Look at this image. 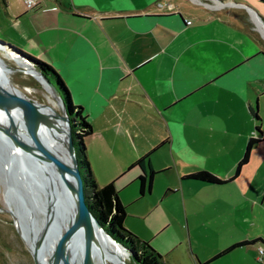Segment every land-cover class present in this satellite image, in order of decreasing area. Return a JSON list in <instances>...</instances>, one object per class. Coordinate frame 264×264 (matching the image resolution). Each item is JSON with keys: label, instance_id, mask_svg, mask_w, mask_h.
I'll return each instance as SVG.
<instances>
[{"label": "crops", "instance_id": "obj_1", "mask_svg": "<svg viewBox=\"0 0 264 264\" xmlns=\"http://www.w3.org/2000/svg\"><path fill=\"white\" fill-rule=\"evenodd\" d=\"M0 14L62 74L71 97L75 92L93 127L85 143L97 182L115 184L125 222H145L132 231L158 250L164 264H172L178 245L188 246L184 264H251L255 248V262L264 264L260 243L212 260L237 243L264 240V139L230 180L255 136L252 109L264 95L255 63L262 49L251 52L224 35L206 34L202 29L212 21L194 23L168 0L124 8L105 6V0H44L34 10L23 0H0ZM147 154L146 165L157 174L142 195L144 171L134 164ZM199 170L229 181L184 178ZM222 218L227 227L209 239ZM200 225L210 227L203 237ZM192 233L207 252H195Z\"/></svg>", "mask_w": 264, "mask_h": 264}, {"label": "rangeland", "instance_id": "obj_2", "mask_svg": "<svg viewBox=\"0 0 264 264\" xmlns=\"http://www.w3.org/2000/svg\"><path fill=\"white\" fill-rule=\"evenodd\" d=\"M168 1L176 4L177 7L194 23L203 22V21H212L213 24L210 27L202 29V31H205L206 34L208 35L213 34L216 36L224 35L231 40L233 45L237 44L238 42L242 46L246 44L248 46V50H250L251 52L253 50H260V49H262L264 52V3L263 2L259 0H168ZM136 2H143V0L140 1L105 0V6H111L113 8L114 7L124 8L127 6H131ZM254 12L257 15H259L262 18V20L259 17H257ZM0 40L4 41L5 43L11 44L13 47L17 48L18 50H21L25 54L41 62L49 64L44 59L40 58L39 54L34 52L29 45H26L23 39H21V37L17 35V33L12 28H10L9 26H7V24H5V20H3L1 14H0ZM0 48H2L0 49V57L4 59V61H2L0 64L3 67L7 79L10 82H12L15 85V87L18 88V90L23 96L29 97L32 100H36L40 103H46L48 104L49 107H51L54 111H56L59 115H61L60 108L55 107L50 101L51 94L47 92V90L44 88L42 83L37 78H35L31 74L23 72L22 69L25 71L26 66L25 64L23 63L21 64L18 62V60L20 59L21 61L26 63V65H32V61L30 59L22 58L19 55V53H17L7 45H1ZM5 51L11 52L8 54H11L16 57L11 58L6 56ZM255 64L257 65L256 76L258 80L261 81V85H262L261 88L263 89L264 92V57L259 58ZM14 68H18L19 70L15 71ZM72 94H73L72 100L74 105L80 106L83 109V106L79 104L80 101L76 96L75 92H72ZM254 105L255 107L258 106L259 115L262 120V130L264 133V95L262 96V100H259V103H257V101L255 100ZM83 114L87 118V114L84 110H83ZM250 132L255 133L254 127ZM259 147H261L260 148L261 155H264V141L261 145H259ZM245 149H246V145L243 149V155ZM167 156L168 155H166V157ZM179 156H183V155L179 154ZM15 158L19 163L18 158L11 153V150L9 149L5 141L3 139H0V264H34L31 249L29 248L24 237L22 238L21 234L18 232L15 219L11 214V211L13 214L14 212L15 213L18 212L9 205V201L6 196V189H8L10 202L13 205H15L16 208L20 211V214L22 215L21 217L28 229L31 230V228H33V224L34 226L36 225L35 226L36 231L37 229L40 228L38 225L43 227L45 220V215H44L45 212L43 211L41 212L38 210L42 198L38 187L31 180L32 178L31 173H27L23 165L20 166L19 164L15 163L14 162ZM230 158L231 155L229 154L225 156L224 158L225 160L223 161H226V159H230ZM107 159L109 161H112V158L110 156H107ZM217 168L220 169V167ZM260 178L263 183V191H264V163L260 171ZM98 184L100 186H103L99 183V181ZM15 200L18 201L16 202ZM33 201L35 203H33ZM13 202H15L16 204ZM30 208L31 211L27 213L28 212L27 210ZM259 209H261L264 220V204ZM63 219H64L63 217H58L59 224L62 223ZM225 220H226L225 218H222L218 222L217 232H215L214 229H209L210 227L208 228L205 225H200L199 226L200 230L198 231L199 236L201 237L205 236V234H208V231L210 230V234H208L209 239L213 237L214 238L217 237L219 235L218 234L219 229L227 227L223 224V221ZM138 224L144 225L145 222H143L142 220L139 222L135 218H129L124 223V226L128 231L132 232L137 237H139L138 234L132 231V230L137 231L136 225ZM129 228H131V230ZM140 234L143 235V233ZM192 234L194 235V238H192V240L194 241L192 248L195 250V252L197 251L198 253L201 254L203 250L207 252L208 250L207 245L201 243L200 240L199 243H197L195 240L196 238L195 236H197V234L196 233H192ZM142 240L146 241L144 239ZM187 247L188 246L186 245L176 246L174 252L171 253L170 255V262L172 264L175 263L182 264L183 257L187 258L188 256ZM153 248L156 251H158L155 247ZM252 252L254 254L252 255L254 262H252L251 264H257L255 262L256 260H254L255 259L254 256L257 253V248H255V250ZM107 262H111V261L107 260ZM127 262H129V260Z\"/></svg>", "mask_w": 264, "mask_h": 264}, {"label": "water", "instance_id": "obj_3", "mask_svg": "<svg viewBox=\"0 0 264 264\" xmlns=\"http://www.w3.org/2000/svg\"><path fill=\"white\" fill-rule=\"evenodd\" d=\"M1 45L9 46L22 58L28 59L11 44L0 40ZM31 66L47 83L60 104L63 121L67 126V157L63 156L55 145H50L49 137L54 135L51 127H49V116L44 109L45 105L29 97L13 93L2 86H0V121L19 120L23 123V127L20 125L8 129L0 127V139L5 141L11 153L18 158L19 163L16 158L14 162L20 166L23 165L25 171L31 173V180L35 184L37 183V187L42 183L48 190L52 188L55 196L60 195L62 197L64 187L67 192H65V202L69 205L68 208L71 213L67 219V225L59 224L60 210L57 209V204L55 206L50 191L49 196L52 198L50 209L45 214L46 219L37 241V249L31 251L34 264H43L39 259V250L41 251L45 247L47 239L51 238V231L55 234V230L57 232L56 242L51 249L47 264H71V252L73 250H76L77 258L74 264H97V257L104 242L101 239V233L113 244L123 248L128 253L129 262L125 264H133L130 258L131 252L104 229L86 203L83 178L73 143L71 119L65 101L55 84L33 62ZM11 214L16 222V217L12 211ZM16 226L23 238L17 222Z\"/></svg>", "mask_w": 264, "mask_h": 264}, {"label": "trees", "instance_id": "obj_4", "mask_svg": "<svg viewBox=\"0 0 264 264\" xmlns=\"http://www.w3.org/2000/svg\"><path fill=\"white\" fill-rule=\"evenodd\" d=\"M259 1L264 3V0ZM19 51L30 59L37 66V68L40 69L55 84L65 101L67 111L71 119L73 143L76 150L80 172L83 178L85 199L93 215L117 242L122 244L131 252L130 258L133 264H164L162 255L156 251L149 242L139 239L135 234L125 228L124 222L127 217V211L126 207L119 199V194L115 184L109 183L104 186H100L98 184L88 159L85 144V138L92 134L93 127L84 116L82 107L74 105L70 90L60 74L50 64L41 62L25 54L21 50ZM252 114L256 120L255 136L249 139L244 155L237 165L233 178L230 180H233L241 174L243 168L250 162L253 149L264 139L262 120L259 115L258 106L252 109ZM149 156L150 154H147L137 160L134 164L140 166L144 171L143 175L140 176L142 195L145 194L147 190L150 191L152 189L154 178L157 174V172L151 167L150 163L146 165V160H148ZM184 178L209 184H223L229 181L221 179L207 170L193 172L184 176ZM259 243L264 244V240L258 238L237 243L222 251L212 260L229 253L237 247L255 245Z\"/></svg>", "mask_w": 264, "mask_h": 264}, {"label": "bare ground", "instance_id": "obj_5", "mask_svg": "<svg viewBox=\"0 0 264 264\" xmlns=\"http://www.w3.org/2000/svg\"><path fill=\"white\" fill-rule=\"evenodd\" d=\"M0 49H2V48H0ZM6 52L7 51H5V55L6 56L11 57V58H15L16 57V56H13L11 54H8V53H11V52H7V53ZM2 61H4V59L2 57H0V63ZM18 62L21 63V64L22 63L25 64V66H26L25 71L23 69H22V71L26 72L28 74H31L35 78H37L42 83V85L47 90V92L50 93L52 95V97L54 98L53 99L51 97V95H50L51 103L55 107H59L60 110H61L59 102L55 99L51 89L49 88L47 83L41 78L39 73L31 65H26V63H24L20 59L18 60ZM14 69H15V71L19 70L18 68H14ZM0 86H2L3 88H5V89H7V90H9V91H11L13 93L22 95L20 93V91L18 90V88L15 87V85L7 79L1 64H0ZM43 104L45 105L44 109L48 113V116H49V118H48V122L50 124L49 127H51L50 129H51V131L53 132V135H54L53 137L52 136L49 137L50 138L49 139L50 145L51 146L55 145V147L60 151V153L63 156L67 157V148H68L67 147V143H66L67 126L65 125V122L63 121L62 110H61V113H60L61 115H59L56 111H54L51 107H49L48 104H46V103H43ZM15 125L16 126L20 125V127L21 126L23 127V123L19 122V120H14V121L11 120L10 121V120L7 119V120H1L0 121V127L4 128V129L14 128ZM38 187L40 189L39 191L41 193V198H42L41 201H40L38 210L41 211V212L43 211L46 214L48 212V209H50V205H51V202H52L51 200L53 198L55 206L57 204V209L60 210V215H61L60 217L64 218L61 224L62 225H67V219H68V217L71 216V213H70L69 208H68L69 205H67V203L65 202L66 201L65 200V192L66 191L64 190V187H63V190H62L63 197L60 196V195L55 196V193L53 192L52 188L48 190L46 188V186H43L42 183H40V186H38ZM50 191H51L52 198L49 196L50 195ZM58 193H59V191H58ZM6 196H7V199L9 201V205L18 212V213L14 212V214H15V217H16V222H17L18 226L21 228L22 235H23L24 239L26 240V242H27L29 248L31 249V251H34L35 249H37V241H38V239H39V237L41 235V229L43 227L38 225L40 228L37 229V231H36L35 230V226L36 225L34 226V224L32 222L33 228H31V226H30L31 230L28 229L26 227L22 217H21L22 215L20 214V211L16 208L15 205H13L10 202L8 189H6ZM29 198H30V196H29ZM67 202L69 203V200H67ZM13 203H15V202H13ZM33 203H35V202L33 201ZM27 211H28L27 213H29L31 211V208L28 209ZM22 214H24V213H22ZM45 219H46V217H45ZM44 223H45V220H44ZM43 226H44V224H43ZM61 229L63 230L64 228L62 227ZM31 231H33V232H31ZM56 233H57L56 230H55V234H54L53 231H51V235H50L51 238H48L47 241H46L45 247L42 248L41 251L39 250V259L41 260V262H43V264H47L48 263V258L50 256L51 249H52L53 245L56 242ZM58 233H59V231H58ZM100 236H101V239H103L104 242H103V248H102V250L100 251V253H99L98 257H97V264H125V263H127V261L129 260L128 253L123 248L118 247L117 245L113 244L110 240L105 238L103 233H101ZM75 252H76V250H73V252H71V264H74L76 262L77 258H76ZM74 256H75V258H74ZM107 260H109L111 262H107Z\"/></svg>", "mask_w": 264, "mask_h": 264}, {"label": "built area", "instance_id": "obj_6", "mask_svg": "<svg viewBox=\"0 0 264 264\" xmlns=\"http://www.w3.org/2000/svg\"><path fill=\"white\" fill-rule=\"evenodd\" d=\"M44 0H23L27 10H34V9H38L39 7L42 6ZM258 259L260 261H264V247L263 246H259L258 247Z\"/></svg>", "mask_w": 264, "mask_h": 264}]
</instances>
